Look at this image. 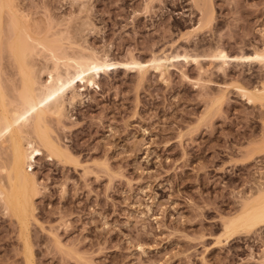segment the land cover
Masks as SVG:
<instances>
[{
	"label": "rangeland",
	"instance_id": "obj_1",
	"mask_svg": "<svg viewBox=\"0 0 264 264\" xmlns=\"http://www.w3.org/2000/svg\"><path fill=\"white\" fill-rule=\"evenodd\" d=\"M165 1L146 11L145 0H90L89 44L119 61L263 47L264 0H214L216 20L199 30L193 0ZM18 2L44 24L60 22L56 31L82 20L71 0ZM76 13L81 18L66 24ZM3 54L1 80L12 91L16 69ZM255 63L233 61L221 72L203 60L200 83L197 65L184 61L167 81L153 70L145 79L111 71L69 107L64 123L52 120L78 165L46 155L37 162L34 263L264 264V223L231 235L224 228L264 186V104L238 88L261 87L264 68ZM3 218L0 264H25L17 223Z\"/></svg>",
	"mask_w": 264,
	"mask_h": 264
},
{
	"label": "bare ground",
	"instance_id": "obj_2",
	"mask_svg": "<svg viewBox=\"0 0 264 264\" xmlns=\"http://www.w3.org/2000/svg\"><path fill=\"white\" fill-rule=\"evenodd\" d=\"M193 1L200 15L196 30L210 27L216 20L214 0ZM89 2L90 0H71V5L79 6L77 12L81 13L82 20L79 19L81 22L73 26L72 21L80 15L76 13V17L72 15L68 20L65 19L66 24L72 22L73 27L69 25L56 31L54 28L60 22L55 24L52 20L49 24H44L28 14L17 0H0V59L3 53L8 54L13 68L16 69V77L12 76V91L5 89L0 74V214L2 219H5L4 216L7 220L10 218L16 221L17 235L19 233V239L23 243L25 264H35L32 239L37 235L34 234V238H31L30 226L33 221H38L36 209L39 207L36 203L41 184L35 171L37 162L46 155L63 164L78 165L68 147L55 139L51 121H57L58 125L64 123L69 107L75 102H82L85 91L100 87L103 75L111 71L136 70L140 79H145L148 72L153 70L161 79L167 81L172 67L175 68L177 63L184 61L197 65L199 76L196 81L200 83L201 77L208 72L203 64L206 59L210 60V65L216 63L221 72H226V66L233 61L256 62L264 68V44L262 48L259 47L260 49L257 48L253 54L248 55H231L220 46L207 58L191 55L187 51L188 53L175 54L163 52L160 55L155 53L148 61L137 58L133 53L125 61L114 60L109 52L102 53L89 44L88 36L91 33L87 32H93L95 25L89 15ZM162 3L166 1L145 0L144 9L148 11ZM85 11H88V15ZM82 12L86 15L83 16ZM262 35L264 36V32ZM38 58H43L42 65L37 62ZM44 74L47 75L45 80L41 78ZM238 88L252 104H264V81L260 88ZM222 91L224 93L219 94L221 96H218L217 101L224 100L227 90ZM64 125L65 129L67 126ZM263 223L264 186L254 197L244 202L241 211L229 219L224 228L225 233L231 235L242 229L249 231Z\"/></svg>",
	"mask_w": 264,
	"mask_h": 264
}]
</instances>
